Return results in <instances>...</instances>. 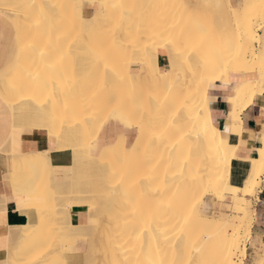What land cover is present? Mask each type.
Listing matches in <instances>:
<instances>
[{
	"label": "bare ground",
	"instance_id": "1",
	"mask_svg": "<svg viewBox=\"0 0 264 264\" xmlns=\"http://www.w3.org/2000/svg\"><path fill=\"white\" fill-rule=\"evenodd\" d=\"M173 1L87 0L97 8L87 10L91 15L84 18L91 23L82 24L80 11L74 6L85 0H0L1 15L13 17L2 23L7 29L11 27L12 41L7 70L0 74V100L11 110L17 142L23 128L47 130L58 146L65 140L87 138L100 132L114 108L130 116L133 134L138 135L132 146L128 143L131 135H124L118 137L122 142L116 139L118 148L110 141L99 148L100 154L106 155L102 158L113 162L106 161L107 175L99 182L102 195L98 199L112 204L102 218L108 229L95 234L103 246H90L97 253L90 251L93 257L86 246L89 250L82 258L89 254L87 258L93 259L87 262L85 257L87 264H138L147 259L156 264H172L173 260L183 264H243L247 257L244 244L251 239L252 199L260 189L264 160L260 149L253 159L239 158L231 149L237 148L240 139L242 111L264 94V44L259 39L264 35L258 33L264 30V0H242L228 9L229 21L223 17L217 21L218 12L209 10L206 0H183L180 5ZM41 4L57 7L53 16L37 24L39 10L31 6ZM151 17L157 19L151 22ZM205 19L211 20L208 28L201 24ZM54 49L66 54L63 62ZM41 51L46 60L51 58L52 67L41 63ZM159 59L168 65L160 67ZM231 73L247 74L248 78L233 84L227 98L233 109L225 126L238 124L239 129L226 134L225 147L212 128L218 133L223 130L214 124L209 105L203 101L208 83H226L233 77ZM208 112L212 124L205 132ZM78 117L81 122L75 121ZM99 118L102 124L95 127ZM65 130H69L66 137ZM262 138L264 133L259 139L264 147ZM11 140H6L7 144ZM10 152L11 173L50 157L48 151ZM93 155L87 153L88 157ZM142 172L154 173L155 184L137 181ZM246 183L247 192L243 190ZM38 188L16 192L25 202V210L19 213L28 219L26 227L36 223L33 215L37 209L27 210L26 206ZM212 199L231 200L230 211L208 218L205 208ZM74 207L85 212L83 206ZM71 208L63 230L72 241L93 239L89 230L80 226L82 220L72 224ZM141 214L153 219L155 236L144 238L143 250L141 240L130 236L132 223ZM26 231L22 234L29 236ZM35 240L32 243L37 245L42 238ZM23 248L16 250L22 252ZM25 255L18 259L22 258L19 264H33L34 259L28 261L31 255ZM262 257L264 252L256 254L255 264Z\"/></svg>",
	"mask_w": 264,
	"mask_h": 264
},
{
	"label": "rangeland",
	"instance_id": "2",
	"mask_svg": "<svg viewBox=\"0 0 264 264\" xmlns=\"http://www.w3.org/2000/svg\"><path fill=\"white\" fill-rule=\"evenodd\" d=\"M168 1L169 0H160L162 4ZM182 1L183 0H174L173 2L180 5L183 3ZM241 2L242 0H206L205 5H207L208 7L212 5L213 7H209V10L218 12L217 21L221 19V17H223V19H225L226 21H229L230 20L229 12H228L229 8L225 7V8L217 9L216 7H214V5L217 3L227 5L230 3L233 6L232 8H234V5H240ZM0 17L3 18V15H1V13H0ZM156 19H157L156 17H151L150 21L154 22ZM209 20L210 19L202 20L201 24L205 28H208V24L210 22L208 24L207 22ZM217 25H219V22L217 23ZM206 32H208V29ZM227 32L228 30L226 31V33ZM224 33L225 31H223V34ZM258 33L260 35H263L264 32L263 30H260ZM206 40L207 37L203 40V42H206ZM231 75H233V73H231ZM240 75H244V76L242 77L237 76L235 79L231 77L232 79L230 78L228 86L231 87L239 80L243 78L244 79L248 78L246 76L247 74L246 75L240 74ZM6 108L11 113L10 108L8 106ZM74 116L70 118L71 120H73L71 122H74V119L77 118V116H81V115L77 114V116L73 118ZM80 118L81 117H78V119ZM75 121L81 122L82 119L80 120L76 119ZM97 123L98 126L102 124L101 118L98 119V121L95 124V127L97 126ZM65 124H67V122ZM115 124L116 122L114 120H109V118L107 119L105 118L103 122V126L99 133L94 132L95 133L94 135L90 134L87 138H83L78 141L65 140L62 146L56 145L54 140L51 139L52 138L51 135L48 134L51 143V148L47 151L50 157L49 158L46 157L37 162H33V164L30 163V165H33L34 167L32 166L22 167L21 169L16 170L14 173H11V164H10L11 161H8V169L6 174L3 176L2 185H4L6 182L9 189L12 190L14 188L15 192H17V190L19 189L20 190L26 189L32 192L35 190V187L39 185V188L36 190L37 194L35 195V198L31 199L26 206L27 210L37 209V213H36L37 217H34L36 219V223H34L30 227L24 226L19 229L21 231V234L24 233L23 231L27 230L26 232H28L29 230L30 235L28 236V234L27 235L22 234L23 238L25 239L26 237V239L25 240L23 239L22 243L18 246V248L24 246L22 252L21 250H16L19 253H22L18 256L17 260H15L16 264L22 263L21 262L22 258L21 260L18 259H20V257H24V256L26 257L25 254L31 255L28 256L29 258L32 257L28 261H32V259H34L32 262L33 264L36 263L35 259L37 260L40 259V261L37 262L38 264L39 263L57 264V262L60 260L66 261L68 257L74 255L76 252H77L76 255L82 257L85 254L90 253V251L94 252L97 247L100 248L101 246H103L101 245V242L96 240L95 236L98 233L106 231L108 229L107 225L102 224V218L108 215V211H110L108 209L111 206L112 202L103 203L98 199L100 195H102L101 194L102 189H100L99 187V182L103 176L107 175L106 168L109 165V163L106 161L107 160L109 161L110 159L108 157L107 160H104L102 156L106 157V155L100 154L101 149L99 148H103L102 145L105 144L107 141L112 142L115 148L116 147L115 144H117L118 141L120 140L118 139V137L119 138L124 137V135H119L116 133L114 127ZM110 127H112L114 132L112 139L109 138ZM23 129L35 131V129L32 128H23ZM66 134H69V130H65V137ZM137 136H138L137 134L136 135L133 134L129 136L128 139L129 146H132L134 144V141H136ZM116 139H118L117 143H115ZM119 144H117V148ZM11 150L12 148L7 150V156L11 154L10 152ZM51 150L56 151V153L62 151H67L71 153L72 156L71 166L69 168H64V169L52 167L51 161L53 157L51 156L53 155L52 153H50ZM87 153L90 154L93 153L94 155L92 157H88ZM109 155H111V153H109ZM112 156L110 157L113 158ZM110 161L113 162L112 160ZM102 166H104L105 168H103ZM138 175L140 176H138L137 181H140L141 184H144L145 181L149 186L155 184L154 181L156 176L154 173L147 174V172L145 173L142 172L141 174L138 173ZM131 177L132 176L130 174L129 178L131 179ZM47 182L49 183V185ZM53 183H55V185H51ZM200 185L202 187L204 186L203 183ZM81 196H87L90 199L85 200L81 198ZM256 196H257V192L252 199L253 209H254ZM78 205L83 206L85 208V215L81 219L83 221V224L80 226L89 230V233L92 236V237L90 236V238L93 239H89L88 241L85 240L84 238H75V240L72 241V239L69 238L68 233L62 231L63 227H65V229L67 228L66 221H67L68 210L71 207L74 208V206H78ZM230 208H231V202L229 201L225 203L214 201V205L207 206L205 209L208 218L214 219L217 216H219V212L228 213L230 211ZM57 226H59V229H56ZM27 236L29 237V242L26 244L28 238ZM37 238H42V240H40V242H38L39 244L36 245L32 242H34L33 240ZM91 242H93V244ZM34 245H36L37 247ZM244 245L246 246V248L249 247L250 249L247 250V257L243 260V264H245V262L252 263L253 254H251V252H254V249H251L250 242H246V244ZM86 246H88V248L90 246L95 247V249L94 248L92 249L90 247L91 250H89L90 248L88 249ZM27 247L32 249L27 250ZM86 251L88 252L86 253ZM263 252H264V248L261 253ZM93 254L94 255L96 254L97 256L96 252H94ZM93 254L91 255L90 253L92 257ZM88 255L85 256L86 261L87 260L92 261L93 260L92 258L91 259L87 258ZM90 255L88 257H90ZM84 258H82L83 260L81 264H83V262L85 263ZM30 263L27 262V264Z\"/></svg>",
	"mask_w": 264,
	"mask_h": 264
},
{
	"label": "crops",
	"instance_id": "3",
	"mask_svg": "<svg viewBox=\"0 0 264 264\" xmlns=\"http://www.w3.org/2000/svg\"><path fill=\"white\" fill-rule=\"evenodd\" d=\"M3 20L4 18L0 17V74L7 70V67H5V63L9 61V48L10 43L12 41V29L9 27L6 31L2 30ZM166 62L167 61L164 59H159L158 65L160 67L165 68L168 65V62ZM131 71L137 72L138 69L132 68ZM232 76L235 79L237 76L241 75L233 74ZM228 85L229 81L226 83L219 82L215 84V87L208 89V95L211 97L210 102L208 103L209 109L212 113V120L214 121V124L219 130H224V127L227 123V114L233 109V105L227 100L228 96L232 91L233 85L231 87H229ZM3 106L4 104L0 100V187L3 186V176L6 174L8 169L7 150L10 149V143L11 146H13L12 150L18 151L22 155L30 153H41L51 148V143L48 137L47 130H25L23 132H20L18 142L15 137L14 147L13 140L14 135L16 134H13V124L11 123L12 115L10 111L5 106ZM240 117L242 120V126L240 139L239 142H237V145H241V147L237 148V156L243 159L256 158L257 150L262 147V144L260 143L259 139L264 133V94L255 97L253 104L244 111H242ZM233 125L236 124H232L231 126ZM236 126V130H238V124ZM126 132L128 133L127 135H132L134 133V130L130 127L126 129ZM113 133V129L112 127H110V139H112ZM7 136L9 137V139L7 138ZM10 137H12V140L9 144H7V142L10 141ZM6 140L8 141L6 142ZM242 141L243 145L241 144ZM5 143L7 144V146ZM245 148H247L248 151H245ZM50 153H52L53 155L51 161L52 167L64 169L69 168L71 166V153L67 151L56 153V151L54 150H51ZM214 201L222 203L228 201L231 202V200L229 199H212L208 206L214 205ZM82 210L83 209L79 207L72 208V210L70 211L72 224H79L80 220L85 215V212H83L84 210ZM254 211L255 213L253 216V224L251 228V239L249 241L251 249H254V252H251V254H253L252 263L246 262V264H255L256 254H260L263 250L262 238H264V176L262 178L260 189L257 192V196L254 203ZM205 214L207 216L206 209ZM33 216L37 217V214H34ZM27 223L28 219L26 217L23 218V215L16 211L14 198L13 201L10 203V206L8 207L4 223H0V260H5L9 258L8 253L6 251H3L2 248L5 238L9 236V229L11 230V259L15 261L17 260L18 256L22 254L16 251V249L22 243L23 240V237H21V231L19 229L21 227L26 226ZM5 224L7 225L6 227L4 226ZM56 229H59V226H57ZM62 229H65V227H63ZM62 231L65 232L66 230ZM249 249L250 248L248 247L247 250ZM66 261H75L76 264H81L82 257L74 254L68 257Z\"/></svg>",
	"mask_w": 264,
	"mask_h": 264
},
{
	"label": "snow or ice",
	"instance_id": "4",
	"mask_svg": "<svg viewBox=\"0 0 264 264\" xmlns=\"http://www.w3.org/2000/svg\"><path fill=\"white\" fill-rule=\"evenodd\" d=\"M4 7H9L8 5H5ZM34 9H38V19H37V24L40 23V20L42 18H50L51 16H53L55 14L54 10L57 7L56 5H51V6H47V5H32L31 6ZM59 7H64L63 5L59 6ZM74 7L78 8L80 11V19H81V23L82 24H88L91 23V21L86 20L84 17L86 15H91L90 12H88V9H95L97 8V5L95 3H90L87 2V0H85V2H81L78 5H75ZM113 8H124V5H112ZM132 7H135L134 5ZM209 7H213L212 5H210ZM214 7H216L217 9L220 8H229L231 9L233 6L232 4H221V3H217L214 5ZM3 18L5 21H9L11 19H13V17H11L8 13H4L3 14ZM92 20H95V16L92 17ZM8 25L4 24L2 26V30H7ZM260 41L262 44H264V36H261ZM49 43L51 44V39L49 38ZM55 54L58 56L59 61L63 62L66 58V54L59 49H54ZM40 58H41V63H43L46 67H52L53 64L50 62V59H45L44 56V52L41 51L40 52ZM215 87L214 84H212L211 82L208 83L207 88L211 89ZM211 97L206 93L205 97H204V105L207 106L208 103L210 102ZM129 119L130 116L126 115L122 110L120 109H116L114 108L110 114L109 120H115L116 124L114 125L116 133L119 135H126V129L131 127V124L129 123ZM212 124V120H211V113L208 112L207 117H206V126H205V132L207 131V128L209 126H211ZM124 125V128H121L120 126ZM237 129L236 125L233 126H225L223 133H218L216 131V129L213 127L212 131L214 136H220L221 140V145L228 147V143L227 140L225 138L226 134L232 131H235ZM27 129H21V131H25ZM14 147H15V135H14ZM262 143H264V138H262ZM241 144L243 145V141L241 142ZM241 147V145H237V148ZM237 148H232L231 151L233 153L237 152ZM245 151H248L247 148H245ZM260 156L261 159L264 160V147L260 148ZM223 175L221 176V182H223ZM251 177H249V182H251ZM225 187H227V185H225ZM245 192L248 191V184L246 183L243 189ZM232 191L234 192H239L240 189H232ZM15 198V209L18 212H23L25 210V202L24 200L15 192V189L13 188L12 190L9 189L7 183L5 182V184L0 187V223H4V220L6 218V214H7V210L8 207L10 206V203L13 201V199ZM153 219L151 217H149L148 219H145L143 214L140 215V218L137 219L136 221H134L132 223V230L130 233L131 237H136L138 239L141 240V250H143V240L144 238L147 236L150 239H155V236L152 235L153 233ZM5 227L7 226L6 224L4 225ZM10 241H11V230L9 229V236L5 238V241L2 245L3 251H6L8 253V259L5 260H0V264H16V262L14 260L11 259L12 256V248L10 245ZM262 248H264V238H262ZM175 251V248H174ZM57 264H76L75 261H65V260H60L57 262ZM138 264H156L155 261L151 260V259H147L143 262H138ZM161 264H163V262H161ZM172 264H183V261H177V260H173ZM190 264H194L193 261H190ZM246 264V262H245ZM258 264H264V257H262L259 261Z\"/></svg>",
	"mask_w": 264,
	"mask_h": 264
}]
</instances>
